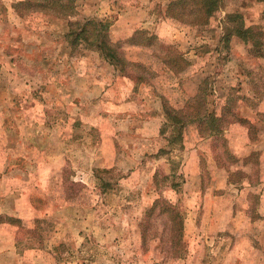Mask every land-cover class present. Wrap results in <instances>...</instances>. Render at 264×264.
<instances>
[{
	"label": "rangeland",
	"instance_id": "rangeland-1",
	"mask_svg": "<svg viewBox=\"0 0 264 264\" xmlns=\"http://www.w3.org/2000/svg\"><path fill=\"white\" fill-rule=\"evenodd\" d=\"M21 1L0 0V264H264V57L224 39L230 14L264 33V4L221 0L202 25L174 0H75L68 20ZM86 20L111 24L143 82L70 47ZM167 109L221 131L180 141Z\"/></svg>",
	"mask_w": 264,
	"mask_h": 264
},
{
	"label": "trees",
	"instance_id": "trees-1",
	"mask_svg": "<svg viewBox=\"0 0 264 264\" xmlns=\"http://www.w3.org/2000/svg\"><path fill=\"white\" fill-rule=\"evenodd\" d=\"M75 0H23L14 4V9L21 15L23 8L35 11H49L50 14L58 19H70L75 14L76 6ZM264 3V0H256ZM189 3L190 6L186 12L182 10L174 11L176 19L197 24H207L209 20L216 14L220 13L222 2L221 0H174L168 5L167 12L183 7ZM174 13V14H175ZM264 17V12H263ZM111 24L105 21L86 20L84 22L76 21L69 23V32L66 35L72 49L78 46H85L87 49H92L99 52L105 60L112 66L117 68L122 74L128 78H133L137 82H143L141 77L134 68H141V65L129 62L122 52V44L114 43L110 37ZM139 37L143 40L139 41ZM232 37H237L246 44L251 45L252 52L258 57H264V33L259 26L247 27L244 24L243 17L240 14H230L226 18L224 26V39L227 43ZM141 39V38H140ZM155 41L154 35H149L144 31H137L129 40L130 43L149 45L151 41ZM150 42V43H149ZM166 60V61H165ZM165 64L170 65L173 61L165 58ZM167 115H174L171 110H166ZM198 111V110H197ZM178 116L169 117L174 124V128L178 131L177 137L181 141L183 138L182 130L186 128L189 123H197L200 126V133L204 136H213L219 134L221 129L219 124H215L217 116L214 113L201 111L195 113L192 119L177 114ZM180 115V116H179ZM202 123V121H205ZM162 206L165 213L171 214L173 222H176L181 215L176 211L175 205H172L166 200H157L154 208ZM175 207V208H174ZM17 222H20L17 220ZM182 222V221H181ZM182 224V223H181Z\"/></svg>",
	"mask_w": 264,
	"mask_h": 264
},
{
	"label": "crops",
	"instance_id": "crops-1",
	"mask_svg": "<svg viewBox=\"0 0 264 264\" xmlns=\"http://www.w3.org/2000/svg\"><path fill=\"white\" fill-rule=\"evenodd\" d=\"M264 4V3H263ZM263 9V12H264V5H263V7H262ZM127 21V22H126ZM125 21V19L124 18H122V16H120V20H118L117 22L118 23H120V24H124V23H128L129 22V20H126ZM132 23V22H131ZM114 28H116L115 26H114ZM123 29V28H122ZM125 30V29H124ZM133 33V32H132ZM132 33L130 34V35H128L127 37H130L131 35H132ZM122 38V37H121ZM262 130V132L264 131V129L262 128L261 129ZM261 139H262V141H264V133L262 134V137H261ZM258 201L259 202H261L262 201V199H261V197H260V195H259V197H258Z\"/></svg>",
	"mask_w": 264,
	"mask_h": 264
}]
</instances>
